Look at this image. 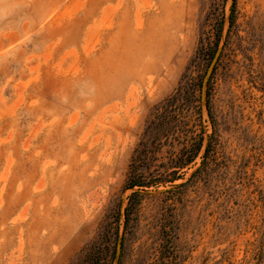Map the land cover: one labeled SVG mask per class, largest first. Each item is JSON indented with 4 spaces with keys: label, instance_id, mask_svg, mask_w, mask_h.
<instances>
[{
    "label": "rangeland",
    "instance_id": "obj_1",
    "mask_svg": "<svg viewBox=\"0 0 264 264\" xmlns=\"http://www.w3.org/2000/svg\"><path fill=\"white\" fill-rule=\"evenodd\" d=\"M92 249L264 264V0H0V264Z\"/></svg>",
    "mask_w": 264,
    "mask_h": 264
},
{
    "label": "trees",
    "instance_id": "obj_2",
    "mask_svg": "<svg viewBox=\"0 0 264 264\" xmlns=\"http://www.w3.org/2000/svg\"><path fill=\"white\" fill-rule=\"evenodd\" d=\"M136 181H139V180H132V182H130V184H128V188H132L134 186H141V183L140 181L139 182H136ZM85 261L82 262L81 264H101L102 262V258L96 254V251L95 249H92L90 250V252H88L85 256Z\"/></svg>",
    "mask_w": 264,
    "mask_h": 264
}]
</instances>
